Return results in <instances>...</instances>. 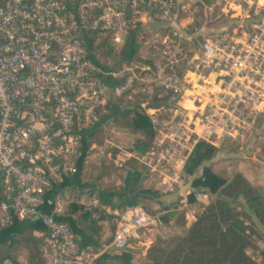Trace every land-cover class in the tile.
Returning a JSON list of instances; mask_svg holds the SVG:
<instances>
[{
  "label": "built area",
  "instance_id": "obj_1",
  "mask_svg": "<svg viewBox=\"0 0 264 264\" xmlns=\"http://www.w3.org/2000/svg\"><path fill=\"white\" fill-rule=\"evenodd\" d=\"M203 1L0 0V230L39 215L40 250L49 264H99L103 254L120 253L156 224L157 215L143 205L128 206L117 213L107 242L95 247L80 245L68 223L57 219L62 200L39 213L46 193L75 173L85 130L100 122L109 94L171 96L162 105L140 104L146 112L174 108L160 122L147 113L160 125L152 149L141 156L120 149L115 163L139 160L155 190L180 193L178 210L193 191L185 166L197 142L264 144L256 125L264 113V0H230L223 10L232 21L202 33L196 19ZM147 30L150 67L107 70L85 45L90 32L95 43L108 37L123 46ZM107 75L117 83L109 85ZM246 254L264 264L259 249Z\"/></svg>",
  "mask_w": 264,
  "mask_h": 264
},
{
  "label": "trees",
  "instance_id": "obj_2",
  "mask_svg": "<svg viewBox=\"0 0 264 264\" xmlns=\"http://www.w3.org/2000/svg\"><path fill=\"white\" fill-rule=\"evenodd\" d=\"M97 38L95 33H88L85 45L91 58L99 66L108 68L109 63L117 57L124 59L127 64L134 60L139 47L135 37L126 42L118 52H114L115 45L108 37L99 38L95 43ZM102 60L107 62L103 63ZM105 81L111 86L117 83L110 76L105 77ZM151 103L155 105V102ZM112 122L140 135L130 149L137 156L147 151L156 134L150 116L136 107L124 108L113 116ZM85 146L84 139L81 154L84 152L87 155ZM215 154V147L203 141L195 144L185 166L186 175L191 177L193 191L188 195L187 201L188 207L194 208V220L183 235L174 236L166 246L150 248L147 253L150 262L147 264H257L246 254L247 248L259 249L264 263V247L258 245V240H264V188L250 183L241 172H234L229 179L215 172L211 165L206 164ZM81 163L80 156L77 166ZM124 165L127 170L121 189L136 191L142 188L143 166L140 167L135 158L126 160ZM200 194L206 195V203L198 200ZM136 204L139 203L121 205ZM140 204L150 211L145 200H141ZM103 205L98 202L93 206L73 200L64 210L66 223L69 225V217H74L76 226L84 233L78 237L72 229L80 245L91 244L98 247L104 235L103 222L114 226L113 221L117 216L108 212ZM106 205L112 210L120 206L113 203ZM186 216L185 209L169 210L167 214L160 215L158 221L164 223L170 217H180L185 224ZM41 241L42 237L34 236L31 229L24 231L18 236L12 256L17 258L19 252L25 251L22 264H49L47 254L40 250ZM5 254L6 248L0 246V264H3ZM131 260L132 251L128 246L120 253L107 254V260L102 257L101 263L130 264Z\"/></svg>",
  "mask_w": 264,
  "mask_h": 264
},
{
  "label": "rangeland",
  "instance_id": "obj_3",
  "mask_svg": "<svg viewBox=\"0 0 264 264\" xmlns=\"http://www.w3.org/2000/svg\"><path fill=\"white\" fill-rule=\"evenodd\" d=\"M230 0H204V5H201L199 16L196 19L197 25L200 24V29L202 28V33L206 32L207 29L210 27H215L216 29L221 28L222 23L231 22L229 14L225 13L223 10L226 8H229V2ZM211 7V8H209ZM159 29L152 27V31H158ZM161 30H159L160 32ZM144 37L142 39L141 35H137L136 42L141 41L139 43V47L137 48V53L134 56V60L131 62L133 65H138L141 67H147L152 64L151 54L152 49H150L149 44H145L144 40L146 39L148 34V30L146 31V34H143ZM116 49L114 52H118L122 48V44H116L114 46ZM121 57H117L113 60V62L109 63L110 67L115 66L118 63V60ZM103 63H106L107 60H102ZM130 64V63H129ZM127 63L120 62L117 64V68L113 69H120L123 67V65H129ZM130 64V65H131ZM139 71V69H137ZM146 72V71H144ZM149 72V71H148ZM159 90V89H158ZM161 94L163 97L157 98L150 97L145 98L144 96L140 95H134L132 98H128L127 96L129 93H125L121 97H114L113 95L109 94L107 104L105 106V118H101V122L93 129L92 134L90 136V142H89V148L88 153L84 162V167L88 169L89 175L92 178L98 177L96 180V184L99 187L100 190L103 192L109 193L110 191H120L122 181L125 175V171L127 170V167H125L124 162L126 161H120L119 164L115 163L116 155L118 154V151L120 149H125L128 151H131L130 149L134 146V142L137 140V138L140 136L138 134H133L128 128H122L119 126H116L112 122L113 116L116 114V112H112L110 109L111 103H116L123 108H129V107H136L139 110L145 112L146 114L149 112H152L153 115H155L159 122L164 121V119L170 118L172 115L174 108L171 107L170 113L165 112L162 108H159L156 112L154 111H147L145 108H143L140 104L144 103L145 101L149 102L150 104H153L151 102H155L157 105L165 104L168 99L170 100L171 96L168 95L165 92H157ZM156 99V101H154ZM118 113V112H117ZM110 114V115H109ZM103 115V116H104ZM109 115V116H108ZM169 115V117H168ZM256 125L257 129L261 132V134L264 137V113H261L256 117ZM156 134H158L157 129L160 127V125H155ZM155 134V135H156ZM155 137V136H154ZM154 140V138H153ZM152 143L149 145L147 150L152 149L153 145ZM257 147L259 149L255 155L256 159H258V154L264 156V144L263 142L253 141L252 139H249L246 143H243L242 145L237 142H230L228 140H224L219 144V146L216 148V154L214 158H217V161L223 162L226 164L228 160V155H231L232 157L229 159L231 160L234 158L236 161L240 162H246L249 161L248 152L254 151V149ZM256 150V149H255ZM137 160V159H136ZM216 161V162H217ZM140 167H142V174H143V183H145L146 186H149L150 188H153L152 184H149L150 175L149 172L145 169V166L137 160ZM257 162V161H256ZM206 164L211 165L210 161L206 162ZM226 166V165H225ZM224 166V167H225ZM234 173V172H233ZM231 172H223L221 175L224 176L226 179H229L232 174ZM199 174V171L197 172ZM187 178V186L189 187V183L191 181V177L186 175ZM161 196L164 194L159 193ZM175 194L176 197L174 199H168L165 201V208H170L171 210H178L176 209L177 206L181 204V199H183L180 196V193L176 191L175 193L167 194V195H173ZM77 195V194H75ZM62 203L63 208L67 207L72 201L74 200H80V197H73V193H63L62 194ZM97 201L96 203L94 202ZM83 201L87 205H97L98 202L104 204L100 198H97L94 196L93 193L86 194L83 196ZM203 202H207V197H203ZM146 206L149 207L150 213L156 214L157 218L161 215L167 214L169 210H166L164 208L159 209V207H156V209H153V207L146 203ZM193 207H185V210L187 212V215L189 217V220H194L193 215ZM187 217V216H186ZM187 217V218H188ZM116 219H114V226L109 225V229L112 232L115 229V223ZM185 224H183V220L179 217H170L168 218L164 223H160L158 220L155 225H152L148 230H142L139 233L138 238L131 240L129 244V248L132 251V260L130 264H147L150 262V260L147 258V253L150 248L155 247H164L166 244L169 243L171 238L178 235H183L186 228L190 225V223H187V220H185ZM113 227V228H111ZM263 231V230H262ZM264 241V240H262ZM261 240H258V245L262 248L264 247V243H262ZM117 262V261H116ZM118 263V262H117ZM99 264H102L99 262Z\"/></svg>",
  "mask_w": 264,
  "mask_h": 264
},
{
  "label": "crops",
  "instance_id": "obj_4",
  "mask_svg": "<svg viewBox=\"0 0 264 264\" xmlns=\"http://www.w3.org/2000/svg\"><path fill=\"white\" fill-rule=\"evenodd\" d=\"M119 60L118 63L119 64ZM115 65L113 67H108L106 68L107 70H112L117 68L118 65ZM105 77H108L105 76ZM111 95V94H110ZM111 110L112 112H120L122 111L124 108L116 103H111ZM110 115V114H109ZM108 115V116H109ZM102 119L105 118V115L101 117ZM101 122V120H100ZM99 122V123H100ZM98 124V123H97ZM96 124V125H97ZM94 129L93 127L87 128L85 130V134H84V139L87 135L92 134V131ZM90 136L88 137V140H90ZM90 142V141H89ZM89 148V146H88ZM256 149V150H255ZM254 149V151H249L248 152V156H246L247 158H249V161L246 162H238L236 161L234 158H232L231 160H229L232 156L228 155V160L226 162V164H224L223 162H218L217 158H213L212 160H210L211 166L213 168V170L219 174H222L223 172H241L246 179L257 186H261L264 188V156L258 154V159L255 160L256 158V153H258L257 151L259 149H257V147ZM88 151V149H87ZM86 156L84 157V159L82 160V163L80 166H77V169L75 171L74 174L70 175L68 178H66V180L59 186H56L55 188H53L52 190H50L49 192L46 193L45 197H44V202L43 204L40 206V210L43 212H47L50 213L53 211L54 206L56 201H58L59 199L62 200L63 193H73V197H80V200H78L81 203H84L83 201V196H85L86 194H90L93 193L94 196H96L97 198H100L101 201L104 203L103 207L110 213H113L117 216V213L122 212L123 210H125L128 206L125 205H121L123 203L125 204H133V203H139L141 200H145L146 203L150 204L153 209H156V207H159V209H161L160 207H164L165 206V201H167L168 199H174L176 197L175 194L173 195H163L161 196L159 194V192L157 190H155L154 188H150L149 186H146L145 183H143L142 188L137 189L136 191L132 190H120V191H110L109 193L103 192L100 194L95 193L94 191L96 189H99V187L96 184V180L98 177L92 178L89 175V171L87 168L84 167V162L86 159ZM217 161V162H216ZM257 161V162H256ZM226 165V166H225ZM225 166V167H224ZM201 171V170H200ZM199 171V173H200ZM100 190V189H99ZM54 193H56L54 200H53V195ZM77 194V195H75ZM203 197H206L205 194H202L201 196H199L198 200L203 202ZM74 200V199H73ZM77 201V200H76ZM159 202V203H158ZM108 203H113V204H119L120 206L115 209H110L109 206H107L106 204ZM66 209L63 208V211L59 214H57V216H63L64 217V210ZM170 210V208H169ZM175 210V209H174ZM188 217V215H187ZM71 218V220H74V217H69ZM118 219V217H117ZM194 219V218H193ZM117 221V220H116ZM193 220H189V217L187 218V223H191ZM25 225H42L41 222L39 223H35L33 220H29V221H17L15 222L10 229L13 231L12 233H9L5 236H0V246L6 248V253L9 251L11 256H12V249H14V245L16 243V241L18 240V236L23 233L26 230H32L34 236L36 237H40V235L43 233V229H34V228H26L24 230H22V224ZM104 235L102 236V240L101 242L109 237V234L111 233L110 229H109V223L104 221ZM79 228V227H78ZM84 234V233H83ZM77 235V234H76ZM79 237V235H77ZM6 255V254H5ZM17 258H14V256H12L15 260H17L18 262L22 263L25 260V251L19 252L17 254Z\"/></svg>",
  "mask_w": 264,
  "mask_h": 264
},
{
  "label": "water",
  "instance_id": "obj_5",
  "mask_svg": "<svg viewBox=\"0 0 264 264\" xmlns=\"http://www.w3.org/2000/svg\"><path fill=\"white\" fill-rule=\"evenodd\" d=\"M124 61V59H122V58H120L119 59V62H123ZM99 124V123H98ZM97 124V125H98ZM97 125H95L94 126V128L97 126ZM90 136V134L89 135H87L86 137H85V151H87V149H88V137ZM84 141V140H83ZM86 154V153H85ZM85 154H84V152H83V154H81V158H82V160L84 159V157H85ZM80 166V165H79ZM95 193H97V194H100V193H102V190H99V189H96L95 191H94ZM55 195H56V193H54V195H53V200H54V197H55ZM39 213H47V212H43V211H41L40 209H39ZM56 217H57V219L58 220H61V221H65L66 222V218H64V217H61V216H57L56 215ZM29 220H33L36 224L39 222H41L40 221V217H39V215H36V216H34V217H32V218H30V219H25V220H23V221H29ZM17 222V221H16ZM69 222V226L71 227V229H73L74 230V232L77 234V235H83V232L76 226V224H75V222L73 221V220H69L68 221ZM15 223V222H14ZM13 223V224H14ZM12 224V225H13ZM42 224V223H41ZM11 225V226H12ZM11 226H9L8 228H5V229H2V230H0V236H5V235H7V234H9V233H12L13 231L10 229V227ZM22 230H24V229H26V228H34V229H43V226L41 225H25V223L24 224H22ZM107 240H108V237L107 238H105L102 242H101V244H104V243H106L107 242ZM115 249L114 248H111L110 249V252H112V251H114ZM5 257L6 258H8V259H10L14 264H19V262L17 261V260H15L12 256H11V254H10V252L8 251L7 253H6V255H5ZM103 258H104V260H107V254H103Z\"/></svg>",
  "mask_w": 264,
  "mask_h": 264
}]
</instances>
